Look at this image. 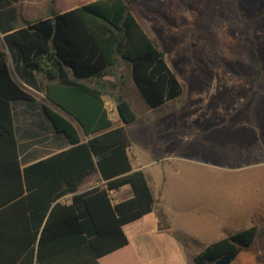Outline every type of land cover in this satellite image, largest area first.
I'll return each instance as SVG.
<instances>
[{
	"label": "trees",
	"instance_id": "trees-1",
	"mask_svg": "<svg viewBox=\"0 0 264 264\" xmlns=\"http://www.w3.org/2000/svg\"><path fill=\"white\" fill-rule=\"evenodd\" d=\"M12 1L20 0H0V28H7L4 47L0 41V264H99L128 242L123 225L155 206L144 171L132 167L126 125L137 112L126 86L150 108L178 97L182 86L165 58L170 49H159L137 20L138 0H51V15L33 22ZM234 1L253 29L257 14L248 17ZM260 75L258 64L254 79ZM25 85L55 106L42 110L72 145L21 167L11 102L34 101ZM106 97L121 124L109 116ZM94 173L105 185L77 192ZM124 185L132 195L113 203L110 191ZM257 232V224L239 229L192 258L214 264L249 247Z\"/></svg>",
	"mask_w": 264,
	"mask_h": 264
},
{
	"label": "rangeland",
	"instance_id": "rangeland-1",
	"mask_svg": "<svg viewBox=\"0 0 264 264\" xmlns=\"http://www.w3.org/2000/svg\"><path fill=\"white\" fill-rule=\"evenodd\" d=\"M12 2L31 22L55 10L49 7L51 0ZM239 2L248 17L257 14L253 29L247 20L238 18L234 0L134 3V15L158 48L170 49L165 58L180 81L182 93L160 107L150 108L128 84L126 89L137 119L126 127L133 143V161L143 165L152 189L167 191L170 199L178 194L180 199L173 203L174 210L183 212L190 202L195 206L192 213L196 214L201 199L211 206L215 200L223 218L236 221L247 213L254 219L253 224L261 228L264 0ZM22 22L19 14L14 24ZM0 41L4 47L1 35ZM258 64L261 75L255 80L254 69ZM28 89L36 96L30 103L34 124L40 131H46L50 122L42 104H51L42 92ZM105 105L109 116L119 124L114 102L106 97ZM135 134L146 139H137ZM148 141L156 146H149ZM172 208H159L160 214ZM125 227L133 238L132 226ZM176 234L179 237L180 233Z\"/></svg>",
	"mask_w": 264,
	"mask_h": 264
},
{
	"label": "crops",
	"instance_id": "crops-1",
	"mask_svg": "<svg viewBox=\"0 0 264 264\" xmlns=\"http://www.w3.org/2000/svg\"><path fill=\"white\" fill-rule=\"evenodd\" d=\"M6 29L0 28L1 36ZM30 92L35 100L36 96L31 90ZM31 102L33 101L21 99L11 102L21 167L67 149L72 145L62 133L55 132L51 125H47L49 127L46 131H40L36 127L34 124L36 121L30 113ZM80 135L82 141L88 138L83 133ZM135 135L137 139H146L144 136L138 138L137 134ZM148 142L149 146H156L155 143ZM132 167L135 170L142 169L150 185L143 165L135 163L133 155ZM218 168L221 169L222 167ZM98 178V173L87 176L77 192H82L96 185H105ZM150 187L155 197V206L150 212L123 225V231L128 242L100 256L98 258L99 264H195L193 255L200 252L207 244L239 229L247 228L254 223V219L247 213L236 221L228 217L223 218L221 207L219 204L216 205L215 200L214 205L211 206L206 202V199H201L196 214L192 213L195 206L190 202L187 203L188 207L182 210L183 212L174 210L172 205L180 199L178 194H174L170 199L167 191L154 190L151 185ZM110 194L113 203L132 195L128 185H124L118 190H111ZM70 196L71 194L65 195L64 200L69 202ZM165 206H171L172 210L160 214L159 208L164 209ZM127 224L132 226L133 238L125 227ZM176 232L180 233L179 237L176 236ZM180 236L184 238L182 239ZM159 241L162 242V245L159 244ZM162 251L166 253V257L162 255ZM229 264H264V223L261 228L258 227L254 242L249 247L237 252Z\"/></svg>",
	"mask_w": 264,
	"mask_h": 264
},
{
	"label": "water",
	"instance_id": "water-1",
	"mask_svg": "<svg viewBox=\"0 0 264 264\" xmlns=\"http://www.w3.org/2000/svg\"><path fill=\"white\" fill-rule=\"evenodd\" d=\"M59 109H61L63 112L67 113L63 108H61L60 106H57ZM237 254V252H233V253H228L225 254L223 256H221L220 258L216 259L214 261V264H229V262L231 261V259H233L235 257V255Z\"/></svg>",
	"mask_w": 264,
	"mask_h": 264
}]
</instances>
